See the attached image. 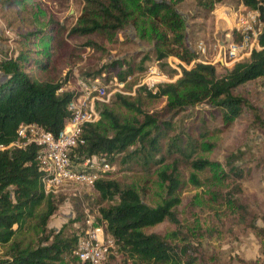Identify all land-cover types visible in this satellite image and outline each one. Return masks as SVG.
Masks as SVG:
<instances>
[{"label": "trees", "instance_id": "trees-1", "mask_svg": "<svg viewBox=\"0 0 264 264\" xmlns=\"http://www.w3.org/2000/svg\"><path fill=\"white\" fill-rule=\"evenodd\" d=\"M84 1L86 4L77 24L70 29L71 34L114 33L129 22L133 14L131 4L141 0ZM143 1L142 15L152 20L161 18L174 32L182 27L178 11L167 0ZM221 1L204 0V6L211 9ZM241 3L246 9L258 10L264 20V0H241ZM59 31L60 26L50 21L44 29L25 33L22 39L41 46L40 49L21 50L16 57L0 60V144L14 142L22 123H36L57 135L70 118L67 105L76 93H58L67 79L59 80L52 75L53 64L48 50ZM182 38L177 34L175 43ZM259 44L261 49L253 50L248 58L226 67L220 75L216 64L194 62L188 69L181 66V76L176 81L160 84L154 92L139 87L145 90L148 99L165 97L162 108L143 109L141 92L135 97L117 93L116 104L136 112L138 118H122L111 109H103L99 121L84 127L85 142L75 148V158L102 154L112 163L116 154L123 153L124 164H139L146 170L158 168L157 177L164 188L163 198L155 205L143 201L134 186H122L117 180L108 178L111 172L90 188L107 202L106 206L99 207L97 218L105 234L113 240V248H109L101 264H196L200 259L202 254L197 246L171 243L162 234L147 233L144 229L166 220L179 226L174 207L180 203L178 192L184 184L183 166L195 171L214 165L218 168V164L195 156L198 142L191 134L176 131V117L188 106L210 101L223 112L227 123L236 119L245 100L233 90L264 78V25ZM170 54L171 50H162L157 57L162 60ZM174 56L187 64L197 57L188 45H183ZM145 59L147 57L138 64L118 60L104 67L125 65V69L117 73L119 80H125L135 71L147 68L142 65ZM162 67L160 69L169 76L176 73L166 63ZM98 73H102V68L96 71ZM202 135L205 137V133ZM131 147L134 149L130 150ZM37 152L34 144L0 151V248H3L0 264H86L73 253L81 232L64 237L48 227L59 200L58 194L43 190V172L38 165ZM260 161L264 164V157ZM246 162L242 152L231 154L223 167L219 164L217 173L227 184L234 183V189L227 191L225 200L229 203L228 210L242 223L246 218V206L235 195L243 192L241 182L249 175ZM188 182L198 185L199 180L191 173ZM78 215L81 217L83 213ZM251 227L264 237V227L253 224Z\"/></svg>", "mask_w": 264, "mask_h": 264}, {"label": "rangeland", "instance_id": "rangeland-1", "mask_svg": "<svg viewBox=\"0 0 264 264\" xmlns=\"http://www.w3.org/2000/svg\"><path fill=\"white\" fill-rule=\"evenodd\" d=\"M167 1L182 19L183 25L177 32L161 18L152 20L142 15L144 1L141 0L131 4L133 14L122 29L114 33L78 35L71 34L70 29L82 14L84 0H0V60L16 57L21 50L40 49L41 46L27 42L21 36L44 29L53 21L60 26V31L57 39L48 45V50L53 64L52 75L59 80L67 79L62 91H77L78 81L98 75L109 82L112 77H118L117 73L125 69V65H104L118 60L138 64L147 57L142 65L148 67L158 63L162 67L167 64V58L159 60V51L171 50L170 56L175 57L183 45L195 52V45L200 41L210 47L207 57L217 65L218 74H222L226 67L213 63V47L235 35L233 30L240 22L244 7L241 0H222L211 9L204 6V0ZM177 34L183 38L175 43ZM169 60L174 62L173 58ZM100 68L102 73L96 74ZM141 72L137 70L131 75L133 81L125 89L131 90ZM111 88L113 86L107 90ZM139 92L143 109L162 108L166 102L165 97L148 99L145 90L140 88L131 96L135 97ZM233 93L242 97L245 105L230 123L217 106L205 101L180 112L175 126L176 131L189 133L197 140L196 157L212 161L218 168L219 164L223 167L231 154L242 152L249 175L241 182L243 192L235 196L246 206L245 221L239 222L236 214L228 210L225 196L228 190L234 189V183L229 185L218 178L216 165L203 171L185 165L182 167L184 184L178 192L180 203L174 207L179 226L166 220L144 229L147 233L162 234L171 243L197 246L202 256L196 264H264V237L251 227L252 224L264 227V164L260 161L264 157V78L244 83ZM116 94L107 103H98V109H111L122 118H138L136 112L116 104ZM123 155L116 154V159H112L114 165L108 178L117 180L122 186H134L143 201L150 205L159 203L164 196V188L157 177L159 169L146 170L139 164H124ZM191 173L197 176L198 185L188 182ZM57 194L58 207L49 221L50 229L64 237H73L86 228L88 217L94 226L98 225V209L107 202L92 189L72 183L63 186ZM2 252L3 248H0V254Z\"/></svg>", "mask_w": 264, "mask_h": 264}, {"label": "built area", "instance_id": "built-area-1", "mask_svg": "<svg viewBox=\"0 0 264 264\" xmlns=\"http://www.w3.org/2000/svg\"><path fill=\"white\" fill-rule=\"evenodd\" d=\"M263 25L264 20L261 19L258 10L243 7L240 22L233 30L236 36L233 34L232 38L214 44L213 63L218 62L230 67L233 63L248 58L253 50L261 49L259 35ZM194 50L197 57L189 64L177 57L167 58L168 66L176 71L172 76L162 71L158 63L149 65L138 74L131 90L125 89L127 83L132 81L131 76L125 80L112 77L109 82H105L100 76L78 81L79 89L74 91L76 95L67 105L71 116L57 135L36 123H22L17 128V139L7 145L0 144V151L36 145L38 147L36 158L43 172L41 183L45 193L57 194L63 186L72 183L87 188L94 187L98 180L105 178L113 169L112 163L102 154H87L75 158L74 150L85 142L84 127L99 121L101 114L97 104L107 103L115 93L133 95L136 89L142 86L154 92L160 84L176 81L181 76V66L188 69L194 62L212 64L207 57L210 47L204 41L196 43ZM172 58L174 62L169 60ZM102 77H105V74ZM112 86L113 88L107 90ZM85 221L86 228L78 235L73 253L86 264H101L109 248L113 246V240L105 234L102 225L94 226L90 217Z\"/></svg>", "mask_w": 264, "mask_h": 264}, {"label": "crops", "instance_id": "crops-1", "mask_svg": "<svg viewBox=\"0 0 264 264\" xmlns=\"http://www.w3.org/2000/svg\"><path fill=\"white\" fill-rule=\"evenodd\" d=\"M242 7H243V5H242Z\"/></svg>", "mask_w": 264, "mask_h": 264}]
</instances>
